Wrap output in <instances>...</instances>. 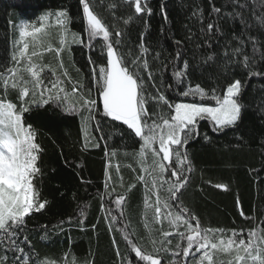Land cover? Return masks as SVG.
<instances>
[{"label": "snow or ice", "instance_id": "6c2138e0", "mask_svg": "<svg viewBox=\"0 0 264 264\" xmlns=\"http://www.w3.org/2000/svg\"><path fill=\"white\" fill-rule=\"evenodd\" d=\"M121 2L132 4L134 13L124 18L113 16V21L109 23L96 9L103 7L110 11L116 6L114 3L78 0L82 14L78 11L77 16L84 21L86 40L80 39L76 33H72L73 39L79 40L89 50H93L94 42L99 40V54L103 57L98 61L88 57L91 88H84L79 81L73 83L62 59H58L59 74L51 64L38 62L42 53L37 49L41 47L43 37L48 35L46 29L52 12L42 14L39 24L25 22L18 29L19 39L14 42L9 64L0 68V88L3 89L0 93V250L4 252V255H0V264H8L9 252L12 253L13 264H53L47 258H39L24 234L26 218L34 212H41L48 203L46 199L41 200L34 184L42 175L39 159L43 149L36 142L32 126L26 124L25 114L29 112L30 105L53 102L66 114L85 113L86 117L82 116L81 119H86V123H92L102 131L96 121L97 100L90 95L93 89L102 99L101 119L113 130L109 132V137L117 134L124 138L127 134V138L135 141L133 155L142 172L146 173L136 177L144 188L145 217L151 210L155 224L163 225L164 220L168 224L167 230L163 227L155 230L159 232V238L150 229L148 244L142 243L134 236V230H129L124 222L126 196L118 194L114 200L118 215H113L112 209H109L105 216L108 229L119 231L126 244L123 255L116 248L118 264H162L161 254H165V264H264V230L204 227L196 214L183 203L193 171L187 145L201 137L199 122H209L212 131L220 133L230 128L236 129L241 121L245 108L240 99L243 86L241 79L230 73L241 68L248 79L264 77V71L258 68V64L264 61V41L260 38L264 36V11H261L264 0H245L243 3L241 0H229L231 10H227V5L222 10V7L208 0L211 9L207 24H204L202 9L193 11L192 17L200 25L199 37L188 29L186 39L194 43L195 49L206 50L200 54L199 62L194 52L192 63L182 40L174 41L175 54L163 60L159 51L153 52L151 46L145 44V31L139 33L138 42L133 44L127 26L143 20L147 29V20L140 14L150 16L152 9L148 7V0ZM249 4L252 6L251 21L242 11L247 10ZM161 12L167 21L163 5ZM54 15L62 32L68 33L75 17L69 16L67 7ZM117 19H122L125 28L118 27ZM221 21L233 28L238 24L239 34L233 30L229 38V34L222 30ZM253 28L259 30V36L249 34ZM221 39L223 44L219 42ZM59 43L65 45L63 36ZM213 44H216V48H213ZM249 44L250 54L246 51ZM45 50L55 51L59 58L64 48L53 50L49 46ZM149 54L156 65L154 68L151 67ZM169 65L173 82L165 85L164 73L169 70ZM193 75L204 79L205 86L201 83L193 85L190 80ZM221 77L227 78L223 90L216 84ZM64 78L72 83L70 93L66 90ZM9 88L17 93L18 103L7 99ZM166 90L176 92L180 97L191 98L193 102L170 100L165 94ZM197 100L213 101L214 106ZM100 138L103 139V135ZM203 139H209L207 134H203ZM115 154L113 150L111 155ZM105 187H108L107 182ZM132 187L135 184L129 186V191ZM216 187L227 190L226 185L218 184ZM240 215L244 216L242 210ZM118 216L123 227L114 229ZM84 217L85 210L80 208V225ZM71 220L72 217H69L67 222ZM64 223L61 221L53 227L63 231L60 225ZM42 228L45 235L41 239L46 240L48 226ZM174 234L179 240L173 247L168 238ZM25 246L28 251H25ZM63 264H68V261L65 259ZM72 264H76L75 259ZM82 264H94V260L85 259Z\"/></svg>", "mask_w": 264, "mask_h": 264}, {"label": "trees", "instance_id": "16d2710c", "mask_svg": "<svg viewBox=\"0 0 264 264\" xmlns=\"http://www.w3.org/2000/svg\"><path fill=\"white\" fill-rule=\"evenodd\" d=\"M109 2L116 5L110 11L103 7L96 9L109 23L113 21V16L124 18L134 13V6L130 3L105 0V4ZM212 2L217 7H222V10L224 5H227V10L232 9L229 0ZM162 5L164 12L167 13V21L161 12ZM65 7L69 16L75 17L69 25L68 33H63L60 26L54 25L53 22L54 13ZM148 7L152 9L150 16L140 14L147 20V29L144 28L143 20L127 26L126 30L132 43L136 44L139 33L145 31V44L150 45L153 52L159 51L163 60L175 54L174 41L182 40L185 50L188 51L190 63L194 52L196 61L199 62L200 54L206 49H195L194 43L188 41L186 37L188 29L199 37L200 25L192 17L193 11L202 9L204 24L208 23L211 9L208 0H148ZM251 7L249 4L247 10H242L249 21L252 20ZM49 11L53 16L49 18V27L46 29L48 35L43 37L41 47L37 49L42 53L38 62L51 64L57 68L59 74L61 70L57 67L58 59H62L72 82L79 81L84 88H91L88 57L91 56L93 61L102 60L103 57L99 54V40L94 42V49L89 50L79 40L73 39L72 33H76L80 39L86 40L84 21L77 16L78 11L82 14V6L78 4V0H0V68L9 64L10 52L14 42L19 39L20 25L25 22L39 24V17ZM115 22L118 27L125 28L122 19ZM221 27L229 34V38L233 30L237 34L240 32L238 24L233 28L225 21H221ZM249 34L254 37L260 35L256 28ZM62 36L65 39L64 46L59 43ZM260 38L264 41V36ZM219 42L224 43L222 39ZM49 46L53 50L64 48L59 58L55 51L45 50ZM250 47L249 44L246 48L249 54ZM213 48H216V44H213ZM148 58L151 67H156L152 63L151 54ZM258 68L264 71V61L258 64ZM170 71L171 65L164 73L165 85L173 82ZM230 75L241 79L243 86L240 99L245 108L242 110L241 121L236 129L230 128L220 133L213 132L209 122H199L201 137L187 145L193 171L190 174V184L184 192L183 203L196 214L204 227L264 230V77L248 79L247 73L241 68H237ZM64 79L66 90L70 93L72 83ZM190 80L193 85L206 84L204 79L195 75L191 76ZM226 83L225 77L216 81L221 90ZM2 92L3 89L0 88V93ZM165 94L173 101H192L191 98L180 97L171 90H166ZM90 95L97 100L96 121L102 131L92 123H86V119H81L82 116L86 117L85 113L66 114L53 102L47 105L43 103L39 106L30 105L29 112L25 114L26 124L32 126L36 133V142L43 149L39 159L42 175L34 184L39 190L41 200L46 199L48 203L41 212H34L31 217L26 218L27 227L24 234L39 254V258H47L53 261V264H63L65 259L68 264H72L73 259L76 264H82L85 259L94 260V264H118L116 248H119L123 255L126 253V244L119 231L108 229V222L105 220L109 209H112L113 215H118L119 210L114 204L118 194L126 196L123 205L126 218L124 222L128 224L129 230H134V236L142 243L148 244L150 229L154 230L153 234L157 238L159 232L155 230L161 227L168 229L167 220L163 221V225L153 222L151 210L145 217L144 188L136 177L146 173L142 172L138 160L133 155L135 141L127 138V134L124 138L117 134L109 137V132L113 130L101 119L102 107L95 89ZM7 99L18 103L17 93L10 88ZM204 102L213 103L210 100ZM203 134H207L209 139L204 140ZM101 135L103 139L100 138ZM113 150L116 151L114 156L111 155ZM148 159L150 162L151 157ZM132 184H135V187L129 191ZM218 184L226 185L227 190L216 187ZM113 188L115 191H112ZM154 199L152 197L153 201ZM80 208L85 210L82 225L78 220ZM241 210L244 216L240 215ZM69 217H72L70 223L67 222ZM61 221H65L60 225L63 231L59 227H53ZM44 225L48 226L46 240L41 239L45 235L42 228ZM120 227H123V224L118 216L114 229ZM168 239L172 241L174 247L179 237L174 234ZM25 251H28L27 246ZM0 255H4L3 250H0ZM7 255L8 264H13L12 253L9 252ZM164 255L161 254L162 264H165Z\"/></svg>", "mask_w": 264, "mask_h": 264}, {"label": "rangeland", "instance_id": "374dc122", "mask_svg": "<svg viewBox=\"0 0 264 264\" xmlns=\"http://www.w3.org/2000/svg\"><path fill=\"white\" fill-rule=\"evenodd\" d=\"M53 22L55 23L54 25H57L56 22H55V19H54ZM58 26H59V25H58ZM191 102H193V101H191ZM196 102L203 103L204 101H199V100H197ZM204 103H205V102H204ZM207 104H209V103H207ZM210 105H213V106H214V102H213V103H210Z\"/></svg>", "mask_w": 264, "mask_h": 264}, {"label": "water", "instance_id": "95a60500", "mask_svg": "<svg viewBox=\"0 0 264 264\" xmlns=\"http://www.w3.org/2000/svg\"><path fill=\"white\" fill-rule=\"evenodd\" d=\"M99 101H100V105H101V107H102V99H101V98H99Z\"/></svg>", "mask_w": 264, "mask_h": 264}]
</instances>
